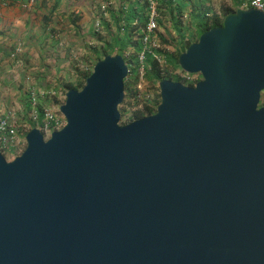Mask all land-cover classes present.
Instances as JSON below:
<instances>
[{"label": "water", "instance_id": "water-1", "mask_svg": "<svg viewBox=\"0 0 264 264\" xmlns=\"http://www.w3.org/2000/svg\"><path fill=\"white\" fill-rule=\"evenodd\" d=\"M120 124L128 65L97 61L48 139L0 153V264H264V12L237 7Z\"/></svg>", "mask_w": 264, "mask_h": 264}, {"label": "rangeland", "instance_id": "rangeland-1", "mask_svg": "<svg viewBox=\"0 0 264 264\" xmlns=\"http://www.w3.org/2000/svg\"><path fill=\"white\" fill-rule=\"evenodd\" d=\"M147 1L149 14L154 11L156 30L153 42L158 45L149 49L152 55L160 59L162 73L187 83L199 80L200 74H190L189 80L182 79L185 72L172 68V63L167 64L165 54L174 56L180 52L183 43L192 37L190 34L196 40L195 26L205 22V19L195 18L194 15L202 13V4L219 13L224 7L234 8L232 0H174L172 5L160 0H58L57 5L55 0H35L31 8H22L27 17L25 35H20L14 43L6 40L1 43L7 49L0 54V114L14 116L18 137L23 143L21 151L14 157L8 155L5 158L7 161L24 151V132L34 128L32 117L36 106L31 105L32 98L38 97L36 103L38 99H45L48 102L47 112L56 118L62 117L59 107L64 103L66 93L63 92L62 85L75 83L80 72L90 75L98 53L94 51L101 50L106 42H111L115 37L123 38V21L117 20L116 23L115 20L121 8L128 10L135 2L141 8ZM178 4L183 9L181 16L176 18ZM170 9L173 10V16L169 13ZM49 16L50 20L46 23L45 18ZM137 38L136 35L132 39ZM17 45L21 46V51L12 57ZM155 49L161 53L158 54ZM132 51L128 48L127 56ZM139 57L140 55L137 59L138 69L134 76L129 77L134 97L130 94V98H126V104L118 108L120 113L125 111L122 119L120 117V124L132 118L133 113L143 111L149 101L148 105H154L151 98L159 95V82L146 76L142 81L139 80ZM143 61L145 64V59ZM135 78L136 81L133 82ZM263 101L264 91L261 94V104Z\"/></svg>", "mask_w": 264, "mask_h": 264}, {"label": "trees", "instance_id": "trees-1", "mask_svg": "<svg viewBox=\"0 0 264 264\" xmlns=\"http://www.w3.org/2000/svg\"><path fill=\"white\" fill-rule=\"evenodd\" d=\"M25 0H21V2H23ZM170 5L173 4L174 0H160V2L164 3L166 2ZM245 0H232L234 8H230V7H224L223 9H221V11L219 13H216L212 10L211 7L209 6H205V5H201V10L202 13L196 14L194 15L195 18H201L203 17L205 19V22H200L196 24V40H193V34H190L191 38H188L186 40L185 43H183L182 45V50L180 52H177L176 54H174V56H170L168 54L166 55V59H167V64L168 63H172V68H177L179 69L181 72H183L178 64V56L180 53H182L183 51H185L187 49V47L193 43L194 41H197L199 36L207 31L210 30L214 27H219L222 25L223 19L224 17L231 13L234 12L236 10L237 7H240L242 5V3ZM58 4V0H55V5ZM179 6L177 7V17L179 18L181 16L182 13V9L183 6H181L180 4H178ZM130 8L124 9L121 8L120 9V13L118 16H116L115 20L117 23V20L119 22L123 21V38L121 37H115L114 39H112L111 42H106L104 44V47H102L101 50H95L94 52L97 53V57L95 59V62L99 61L100 59H102L104 56L106 55H114V54H120L126 64L128 65V76L124 81V99L121 103V105L126 104V98H130V94H131V83L129 77L134 76L136 73V70L138 69V64H137V59L138 56L142 53L143 51V45H142V33L144 31V29L146 28V24L148 22L149 19V2L147 1L144 5L141 6V8L138 7V3H132L130 6ZM56 8V7H54ZM53 8V9H54ZM170 15L173 16V10L170 9ZM114 14V13H113ZM112 14V15H113ZM175 18V17H174ZM50 20V16L45 18L46 23ZM69 21H71L69 19ZM72 22V21H71ZM134 22H137L136 24H134ZM178 28V27H177ZM178 31L180 32V29L178 28ZM138 36L137 39L133 40L132 38H134L135 36ZM184 38V35H181ZM128 48H131L133 51L131 54H129V56H127V50ZM155 52H157L158 54H160L161 52L159 50L155 49ZM144 59H145V71H146V78H152L154 80H156L157 82H159L162 79H169L171 81L174 82H179L182 83L184 85H187L189 87L194 86V84H196L198 81L201 80V76H199V80L192 82V83H187L184 80H181L179 78H173L171 75L170 76H164V74L162 73V69L159 67V64L156 62V60L154 59L153 55L151 53L145 52L144 53ZM87 73V72H86ZM85 72H80V77L79 79L76 80L75 83H65L62 85V88L64 89L63 92L69 90V89H74V90H79L81 89L84 84H85V80L86 78L89 76V73L86 74ZM136 81V78L133 80V82ZM132 98L134 97V94L132 95ZM154 100V105H148L146 104V106H144L143 111H137L135 113H133V117L130 118L127 122L130 123L134 120H138L142 117L145 116H149L152 115L156 112V108L160 103V95H156L155 97L152 98ZM28 102L30 105V98L28 97ZM48 102L45 99H38L37 104H36V113L39 119L43 118L44 115V111L46 109V104ZM28 105V108H29ZM129 105H131L129 103ZM124 112L120 113V117L122 119V117L124 116ZM127 122H121V125H125Z\"/></svg>", "mask_w": 264, "mask_h": 264}, {"label": "built area", "instance_id": "built-area-1", "mask_svg": "<svg viewBox=\"0 0 264 264\" xmlns=\"http://www.w3.org/2000/svg\"><path fill=\"white\" fill-rule=\"evenodd\" d=\"M34 3L35 0H25L21 3V8L25 10L29 9L31 8L32 5H34ZM240 7L255 8L257 10H261L264 12V0H245ZM155 30H156V24L154 19V11H152L151 14H149V19L146 24V28L142 33V38H141L143 51L139 57L140 67H139L138 76L140 81H142L144 76H146L145 64L143 61L144 53L145 52L151 53L149 48L158 47V45L155 42H153V35ZM20 51H21V46L17 45L11 56L14 57L18 55ZM153 57L158 64L161 62L157 56L153 55ZM189 78H190V74L188 73L182 75V79L189 80ZM37 98L38 97L32 98L31 105H33V107H35L37 104L36 103ZM34 112L35 113L32 117L34 126L32 127L39 129V131L43 134L45 140L50 137L51 132L61 129L62 126L65 124V119L63 116L60 118H56L51 113L47 112L46 109L44 111V115L42 119L38 118L36 111ZM13 117L9 115L0 114V153L4 158L8 157V155H13L14 157L18 152L21 151V146L23 145V143H21V140L18 137V127L16 126ZM27 132L26 131L24 132V141H23L24 144L26 143L25 136Z\"/></svg>", "mask_w": 264, "mask_h": 264}, {"label": "crops", "instance_id": "crops-1", "mask_svg": "<svg viewBox=\"0 0 264 264\" xmlns=\"http://www.w3.org/2000/svg\"><path fill=\"white\" fill-rule=\"evenodd\" d=\"M21 3V0H0V54L7 49L1 44L3 40L14 43L20 35H25L27 17Z\"/></svg>", "mask_w": 264, "mask_h": 264}]
</instances>
